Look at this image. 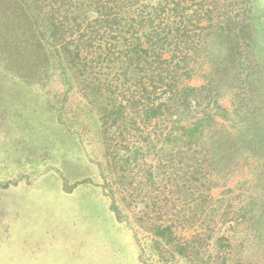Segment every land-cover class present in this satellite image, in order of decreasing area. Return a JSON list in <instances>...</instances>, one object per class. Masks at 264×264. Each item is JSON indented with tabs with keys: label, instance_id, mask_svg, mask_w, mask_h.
I'll return each instance as SVG.
<instances>
[{
	"label": "rangeland",
	"instance_id": "obj_1",
	"mask_svg": "<svg viewBox=\"0 0 264 264\" xmlns=\"http://www.w3.org/2000/svg\"><path fill=\"white\" fill-rule=\"evenodd\" d=\"M255 38L261 46V33ZM210 64L204 60L185 85L214 87L219 109L202 123L200 140L217 141L225 133L229 143L240 133L232 111L242 101L249 68L226 75L228 87L217 88ZM7 65L0 53V264H264V151L225 147L222 161L205 155L212 171L206 169L209 185L200 187L209 189L207 200L216 207L207 201L211 211L192 215L187 192L178 201L168 193L181 180L153 170L148 176L155 160L146 150L137 171L107 167L99 116L72 72L55 64L30 79ZM259 84L263 88L264 74ZM258 135L264 139V130ZM216 164L224 167L213 170ZM170 223L199 246L181 256L175 246L181 236L167 242L155 233ZM182 223L215 231L199 243ZM220 237L230 249L217 245Z\"/></svg>",
	"mask_w": 264,
	"mask_h": 264
},
{
	"label": "trees",
	"instance_id": "obj_2",
	"mask_svg": "<svg viewBox=\"0 0 264 264\" xmlns=\"http://www.w3.org/2000/svg\"><path fill=\"white\" fill-rule=\"evenodd\" d=\"M260 33L261 46L255 38ZM0 49L8 70L24 78L43 77L55 64L72 72L99 116L109 146L105 158L111 157L107 167L137 171L146 150L155 160L148 176L153 170L181 180L168 193L178 201L187 192L184 203L192 215L216 207L207 200L209 189L200 187L209 185L206 169L212 171L205 155L222 161L225 147L239 154L264 151L258 135L264 130V0H0ZM204 60L211 62L209 79L218 81L217 88L228 87L226 75L249 68L242 101L232 111L240 133L229 143L225 133L217 141L200 140L202 123L219 109L216 90L185 82ZM219 167L224 165L213 170ZM182 224L199 243L210 237L206 231H215ZM155 233L167 242L181 236L174 223ZM181 238L175 244L181 256L199 246L193 237ZM222 241L227 239L218 238L219 247H229Z\"/></svg>",
	"mask_w": 264,
	"mask_h": 264
}]
</instances>
